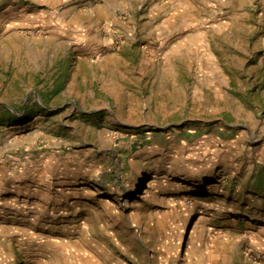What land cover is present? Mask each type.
<instances>
[{"label": "rangeland", "instance_id": "1", "mask_svg": "<svg viewBox=\"0 0 264 264\" xmlns=\"http://www.w3.org/2000/svg\"><path fill=\"white\" fill-rule=\"evenodd\" d=\"M0 264H264V0H0Z\"/></svg>", "mask_w": 264, "mask_h": 264}, {"label": "crops", "instance_id": "2", "mask_svg": "<svg viewBox=\"0 0 264 264\" xmlns=\"http://www.w3.org/2000/svg\"><path fill=\"white\" fill-rule=\"evenodd\" d=\"M260 231H263V230L260 229ZM237 254H238V257H240V251H238Z\"/></svg>", "mask_w": 264, "mask_h": 264}, {"label": "trees", "instance_id": "3", "mask_svg": "<svg viewBox=\"0 0 264 264\" xmlns=\"http://www.w3.org/2000/svg\"><path fill=\"white\" fill-rule=\"evenodd\" d=\"M30 112V111H29ZM29 112H27V114L29 113ZM13 116V118H16L17 116H14V115H12Z\"/></svg>", "mask_w": 264, "mask_h": 264}, {"label": "built area", "instance_id": "4", "mask_svg": "<svg viewBox=\"0 0 264 264\" xmlns=\"http://www.w3.org/2000/svg\"><path fill=\"white\" fill-rule=\"evenodd\" d=\"M257 260V258H255Z\"/></svg>", "mask_w": 264, "mask_h": 264}]
</instances>
